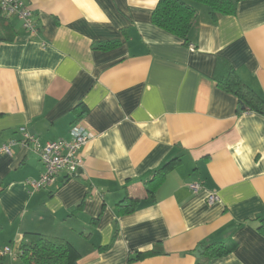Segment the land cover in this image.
<instances>
[{"label":"crops","instance_id":"obj_1","mask_svg":"<svg viewBox=\"0 0 264 264\" xmlns=\"http://www.w3.org/2000/svg\"><path fill=\"white\" fill-rule=\"evenodd\" d=\"M26 1L35 36L0 18V37L12 38L0 41V144L21 127L41 143L69 139L77 122L92 138L75 175L37 190L26 183L44 170L34 153L0 154V246L40 233L71 243L80 264H195L208 240L235 244L208 264H264V115L239 114L215 81L227 60L264 98V0L216 20L194 3L186 40L153 24L157 0ZM107 42L116 44L96 47ZM177 157L147 199L143 180ZM126 197L138 203L123 215ZM153 249L161 253L127 261Z\"/></svg>","mask_w":264,"mask_h":264},{"label":"trees","instance_id":"obj_2","mask_svg":"<svg viewBox=\"0 0 264 264\" xmlns=\"http://www.w3.org/2000/svg\"><path fill=\"white\" fill-rule=\"evenodd\" d=\"M243 1L245 0H157L151 20L157 27L186 40L187 32L196 16L194 3L207 6L211 18L216 20L219 16L235 15L239 4ZM11 39L0 37V41ZM115 44L107 42L97 44L96 47L109 49ZM216 69L215 81L217 85L223 91L235 95L239 114L251 111L264 115V98L240 79L231 63L224 59L218 60ZM179 163L178 157L166 161L155 169L151 176L143 180L147 199L155 200L156 191L164 182L167 173ZM137 203L138 198L126 197L118 202L117 207L119 212L125 215L132 213L137 207ZM256 222L257 229L264 234V216L257 219ZM1 230L0 224V232ZM27 235L28 240L19 245L17 253L23 264H80V253L68 241L40 233H28ZM198 247H201L202 253L197 257L195 264H208L212 259L232 253L235 244L206 240L200 242ZM160 253L154 249L147 253L135 252L133 256L128 257L127 261L130 263Z\"/></svg>","mask_w":264,"mask_h":264},{"label":"built area","instance_id":"obj_3","mask_svg":"<svg viewBox=\"0 0 264 264\" xmlns=\"http://www.w3.org/2000/svg\"><path fill=\"white\" fill-rule=\"evenodd\" d=\"M0 16L4 18H16L21 22L22 28L31 36L37 34L33 11L26 0H0ZM21 137L11 139L0 144V154L11 155L15 146L26 148L34 153L43 165V173L36 180H27L33 190L52 185L60 172L73 176L82 164L81 149L92 138V134L81 122L75 123L70 130V138H59L53 141L41 143L35 134L29 133L25 128L19 130ZM189 188L198 192L202 188V182H192ZM218 200L217 194L207 197L208 203ZM18 247L5 245L0 247V257L9 256L18 258Z\"/></svg>","mask_w":264,"mask_h":264},{"label":"water","instance_id":"obj_4","mask_svg":"<svg viewBox=\"0 0 264 264\" xmlns=\"http://www.w3.org/2000/svg\"><path fill=\"white\" fill-rule=\"evenodd\" d=\"M201 253H202V249H201V247H198V248L194 251V254H195V256H197V257H199V256L201 255Z\"/></svg>","mask_w":264,"mask_h":264},{"label":"rangeland","instance_id":"obj_5","mask_svg":"<svg viewBox=\"0 0 264 264\" xmlns=\"http://www.w3.org/2000/svg\"><path fill=\"white\" fill-rule=\"evenodd\" d=\"M199 4H201V3H199ZM204 5V4H203Z\"/></svg>","mask_w":264,"mask_h":264}]
</instances>
